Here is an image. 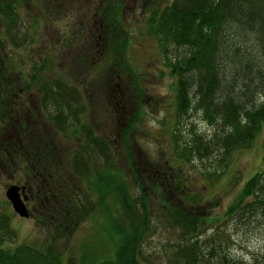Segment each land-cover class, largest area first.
<instances>
[{
    "label": "trees",
    "instance_id": "16d2710c",
    "mask_svg": "<svg viewBox=\"0 0 264 264\" xmlns=\"http://www.w3.org/2000/svg\"><path fill=\"white\" fill-rule=\"evenodd\" d=\"M16 1L0 0V158L8 164L14 160L22 165L27 159L23 152L29 153L27 157L31 163H35L37 168H46L40 176L53 190L55 198L44 202L38 210L41 215L54 219L57 213H61L62 221L58 223L61 228L58 225L54 227L57 236L65 234L66 222L71 226L91 211L102 215L105 220L104 236L112 238V257L93 264H138V244L145 239L151 218L145 203L146 196L136 177L132 180L135 188L131 187L128 179L121 177L117 155L102 133L90 131L88 125L79 123V112L84 110L78 99L79 83L73 84L61 78L37 79L40 94L38 111L47 117L54 133L61 132L69 125L68 122H73V129L82 134L78 150L72 144L67 148L56 145L52 133H41V136L47 137L46 140L39 138V134L38 137L28 136L29 128L17 116L19 111L26 109L20 98L16 100L10 96L11 87H21L25 92L26 86L29 87L36 73L46 64L43 60L32 62L27 81L21 83L19 78L12 81L10 74L13 66L5 57L3 40L11 46L18 45L12 40L16 37L13 31L18 26ZM110 6L112 12L97 15L109 22L113 34L114 27L121 25L118 16L120 7L117 4ZM147 14L150 32L162 49L167 74L175 78L173 98L176 121L183 115L198 112L199 117L215 130L213 138L203 140L191 129V144L184 146L187 142L184 143L183 149L188 152L183 151L181 156L184 159H201L211 156L216 150L227 154L237 147H247L264 123V0H169L166 5ZM17 41L20 46L24 44L23 38H17ZM112 45L119 50L115 44ZM171 45L182 47L183 52L168 57ZM107 55L115 60L109 51ZM103 116L100 120H105ZM12 117H18L14 123L17 128L15 140L10 137L13 132L9 125ZM174 134L171 133V137ZM172 149L177 150V142ZM50 152H62L61 160L56 163L55 156H49ZM178 175L176 171L166 176L164 181L170 184L172 191L178 190L183 205L171 203L164 217L159 213L165 223L180 232L167 248L169 258L166 264H247L227 250L231 243L229 232L220 230L217 236L206 234L199 228L203 218L188 206L191 205L187 203L188 195L181 190L185 185ZM248 177L239 186L238 193L223 215L235 225L243 226L252 220L264 219V163ZM79 180L88 187L79 190L75 183ZM95 196L96 200L90 205L89 200ZM9 225L6 213L1 211L0 264H65L60 259L55 239L34 246L28 243L12 248L2 246L4 236L13 235ZM59 228L62 233H59ZM90 262L93 261L88 254L77 264Z\"/></svg>",
    "mask_w": 264,
    "mask_h": 264
},
{
    "label": "rangeland",
    "instance_id": "374dc122",
    "mask_svg": "<svg viewBox=\"0 0 264 264\" xmlns=\"http://www.w3.org/2000/svg\"><path fill=\"white\" fill-rule=\"evenodd\" d=\"M168 1L123 0L120 3L123 12L119 15L122 27L117 24L114 27V35L109 33L113 42L111 40L105 53L99 43L92 46L91 43L95 41L86 40L87 37L81 41L78 34L83 23L87 21L86 11L91 13L98 0H74L61 11L64 15L57 12L51 20L45 17L46 1L17 0L15 9L18 26L13 31L16 37L12 40L18 45L11 46L3 40L5 57L9 58L13 66L10 74L12 81L17 78L21 83L27 81L32 62L43 60L46 64L36 73L32 85L26 86L25 92H22L21 87H11L10 96L16 97V100L20 98L26 109L23 112L18 110L20 114L17 116L23 124L32 123V126L37 128L34 133L29 129L28 136L39 134L40 137L41 133L49 135V132L44 130L52 125L46 116L40 111L37 112L40 106L37 79L61 78L73 84L79 83L77 92L81 88L85 92L80 91L85 95L79 98L84 106L82 113L79 112V123L88 125L90 131L102 133L104 140L110 144V149L113 148L117 155L116 163L121 177L128 179L132 188H135L132 180L136 177L141 191L146 196L145 203L151 218L147 235L138 244V264H166V259L169 258L167 248L175 242L180 233L160 217V214L164 217L166 208L171 203L183 205L178 190H175L176 194L170 184L164 181L166 176H171L176 171L179 173L177 177L185 185L181 190L186 191L188 195L187 203L191 204L188 206L203 218L199 228L206 234L214 233L217 236L220 230L229 232L231 243L228 244L227 250L231 255L247 264H264V219L257 222L252 220L240 226L223 217L225 208L238 193L241 183L248 179L251 173L258 171L264 163V123L245 148L237 147L227 154L216 150L211 156L201 159H184L181 156L183 151L188 152L183 149L184 143L187 142L184 146L191 144V129L203 140L213 138L212 132L215 130L199 117L198 112L189 116L183 115L177 121L175 119V78L167 74L162 49L147 23V12L166 5ZM131 5L135 7L134 10ZM95 19L98 23L97 16ZM89 28L91 34L94 29ZM17 38H23L24 44L20 46ZM112 44L119 50L113 48ZM182 50V47L175 48L171 45L168 57L174 53L180 54ZM108 51L115 56V60L105 55ZM106 93L112 94L109 99L112 101L110 118L107 121L100 120V117L106 114L103 109V96ZM17 119L18 117H12L13 121L9 123L13 129L10 137L14 140L17 139V128L14 124ZM68 124L61 132L55 131L57 136L53 135L54 142L66 148L72 144V147L78 150L82 134L73 129V122ZM171 133H175L174 137H171ZM174 142H177V150L172 149ZM61 153L56 155L55 152H50L49 156H55V162L58 163ZM6 163L0 158V212L6 213L13 235L4 236L2 246L12 248L24 243L34 246L55 239L60 249V259L65 264H77L88 254L93 261L91 264L112 257V238L104 236L105 220L96 211L86 213L84 218L75 220L71 226L66 222L65 234L60 236H57L54 227L59 226L58 223L62 221L61 213H57V221L53 218V223L49 225L47 215L36 214L33 219L16 216L3 195L4 188L10 183L21 184L23 179L18 182L17 179L24 169L20 167L17 170L14 160ZM27 169L26 167L25 172H28ZM75 183L79 190L88 187L82 180ZM49 193H54L51 188ZM87 193L91 194L88 191ZM47 197L50 198L49 195ZM106 199L105 203L108 202ZM81 200L83 201V198ZM94 200L96 196L89 200L90 205ZM60 228L59 233H62Z\"/></svg>",
    "mask_w": 264,
    "mask_h": 264
},
{
    "label": "flooded vegetation",
    "instance_id": "af4514ba",
    "mask_svg": "<svg viewBox=\"0 0 264 264\" xmlns=\"http://www.w3.org/2000/svg\"><path fill=\"white\" fill-rule=\"evenodd\" d=\"M44 1H46L44 7L47 9V14L45 15V17H48V19L51 20V19H54V18H52V16L57 12L64 15V13L61 11H64L63 9L67 7V4L71 3L74 0H44ZM117 1H119L118 2L119 4L116 3ZM122 1L123 0H98V3H96L95 7L91 11L92 14L90 12L88 13L86 11L87 21H85L83 23L82 28L80 29L81 32L78 33V34H80V37H79L80 40L82 41L85 37H87L86 40L91 39V40L95 41V43H91L92 46L97 45V43H99L100 44L99 46H102L101 50L106 53V51H107L106 47L109 45L111 40L113 42V39H111V36L109 34V33H111V30L109 28V22L99 19L97 13H106V11L112 12L113 9L110 8L111 7L110 5L111 4L112 5L117 4L120 7L119 12H118V16H119L123 12V7L120 4ZM130 7L132 10L135 9V7L133 5H131ZM95 16H97V18L99 19L98 23L96 22L97 20L95 19ZM89 27L94 29L91 34H90L91 29ZM83 31H84V34H83ZM87 31H88V33H86ZM112 35H114V34H112ZM114 37H116V36H114ZM105 55H107V54H105ZM80 91H83V90L81 89ZM84 93L80 92L78 99L80 97L84 96L85 95ZM111 95L112 94H110V93H106L103 96V101H105V106L103 109L106 112V114L105 113L103 114L104 115L103 118L105 119V121H107L108 118H110V116H109L110 115V107L112 105L110 104L111 101H109V99H110ZM14 98H16V97H14ZM95 108L98 109V107H95ZM38 109H39V107H38ZM38 109H37V112H38ZM16 121H15V123H16ZM24 126L25 127L27 126V129L28 128L31 129L33 131V133H34V131L36 132V130H37V128L32 126V123L29 125L24 124ZM44 131L49 132V134L52 133V135H54V137L57 136V135H55L52 126L47 127V129ZM35 136L38 137L37 135H35ZM42 137H44L45 140L47 138L44 135L40 136L39 138H42ZM40 153H38V154H40ZM28 154L29 153L23 152L24 157H26L27 159L25 160L24 163H22V165L21 164L19 165V163H16L15 161L14 162L16 165L15 168L17 170H19L20 167H22L24 169L22 172V175L20 177H18L17 182L21 181V179H23L21 182V184L23 185V188H24V190H23L24 197H23L22 201L24 202L23 203L24 207H25V209H27V212H28V214L25 217L33 219L36 214L41 215L39 213L38 207L40 205L42 206V204L44 202L50 201V199L53 200L54 197L49 193L50 188L46 187L47 186L46 180L44 179L43 176H40L41 175L40 172L46 171V168L45 167H40L41 169L37 168L35 166V163L30 162L31 159H29V157H27ZM37 161H39V160H37ZM26 167L28 168L27 169L28 172H25ZM15 184H17V186L21 185L18 183H15ZM45 194L50 195V198H47ZM19 197L21 198V195H19ZM47 218L49 219L48 225L53 223L52 222L53 218H51V216H47Z\"/></svg>",
    "mask_w": 264,
    "mask_h": 264
},
{
    "label": "water",
    "instance_id": "95a60500",
    "mask_svg": "<svg viewBox=\"0 0 264 264\" xmlns=\"http://www.w3.org/2000/svg\"><path fill=\"white\" fill-rule=\"evenodd\" d=\"M4 197L9 202V207L13 210L18 217H25L28 212L24 207L23 200V185L17 186L15 184H9L4 188ZM21 195V198L19 197Z\"/></svg>",
    "mask_w": 264,
    "mask_h": 264
}]
</instances>
